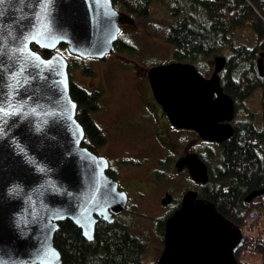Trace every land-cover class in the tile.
<instances>
[{
  "label": "water",
  "instance_id": "water-1",
  "mask_svg": "<svg viewBox=\"0 0 264 264\" xmlns=\"http://www.w3.org/2000/svg\"><path fill=\"white\" fill-rule=\"evenodd\" d=\"M124 14L112 0H2L0 2V264H63L55 245L61 223L71 221L93 242L101 220L112 224L128 195L107 172L109 161L84 146L71 94L67 46L82 59L106 60L116 52ZM33 45L53 55L46 58ZM228 58H215L210 78L192 63L149 70L155 99L171 124L204 141L234 137V99L222 73ZM264 76V53L259 60ZM209 184V166L198 154L182 157L179 172ZM189 191L166 223L167 247L157 264H239L243 228L210 201ZM264 190L245 199L251 206ZM172 202L168 195L163 204Z\"/></svg>",
  "mask_w": 264,
  "mask_h": 264
},
{
  "label": "trees",
  "instance_id": "trees-1",
  "mask_svg": "<svg viewBox=\"0 0 264 264\" xmlns=\"http://www.w3.org/2000/svg\"><path fill=\"white\" fill-rule=\"evenodd\" d=\"M115 8L135 19L153 15L154 0H112ZM168 22H150V29L167 44L174 45L175 62L200 63L221 52L230 54L222 74L225 92L237 103L238 111L252 112L255 98L260 100L259 115L264 119V76L259 60L264 53V0H175ZM67 48V46H62ZM46 58L53 55L33 45ZM130 47L120 45L126 52ZM218 57V56H217ZM71 94L78 103V121L84 127V146L92 151V140L105 144L107 138L92 120L98 93H90L71 84ZM211 180L199 197L214 203L218 211L236 227L245 228L250 214L257 210L264 219V197L251 206L245 199L264 190V130L255 129L252 120L241 123L236 135L223 145L221 165L211 170ZM167 218L159 221L162 235ZM55 245L63 264H145L148 244L117 221H100L96 238L87 241L71 221L61 223ZM239 264H264V239L248 237L239 251Z\"/></svg>",
  "mask_w": 264,
  "mask_h": 264
},
{
  "label": "rangeland",
  "instance_id": "rangeland-1",
  "mask_svg": "<svg viewBox=\"0 0 264 264\" xmlns=\"http://www.w3.org/2000/svg\"><path fill=\"white\" fill-rule=\"evenodd\" d=\"M175 4V0H154L152 18L132 21L128 19L127 22L130 25L123 27L122 37L130 48L126 52L114 53L107 60H85L72 55L65 47L57 50L68 62L71 61L73 82L90 93L92 90L97 92L102 97L100 100L103 110L101 123L107 126L103 124H101L102 127L100 124L99 126L103 129L108 141L113 140V146L106 152V155L113 160V167L120 173L121 181L124 184L140 183L145 189V196L140 198L137 214L135 215L134 212L124 216L126 221L132 225L133 232L148 244L149 250L145 264H156L163 249L159 221L166 218L173 207L170 205L166 208L162 204L166 191L171 192L175 199H180L186 191L197 190L195 182H191L186 175L175 173L173 170L168 160L169 153H164L159 147L154 126L151 124L155 122L154 117H150L151 122L147 120L149 114L147 108L136 112L135 120L138 119L139 125L147 130L148 138L142 129L131 128V131H128L125 126L126 122L134 119V114L131 113L141 105L139 104L141 97L139 91L143 92L146 98L151 95L150 87H147L146 83L149 70L155 66L175 62L176 47L167 44L154 35L150 29L152 21L167 23ZM217 56L229 58L230 54L221 52L213 59L201 62L202 71L199 72L203 76L211 77L215 70ZM260 108V100L255 98L252 112L240 110L241 119L245 118V113H253L257 120H260ZM162 120L164 119H161L162 131H166L170 125L168 126ZM130 125L128 123V126ZM106 127H109V132ZM153 136L154 139L151 140L150 137L153 138ZM174 136L177 138L178 133ZM185 138L186 142L190 143V139ZM133 157L150 160L145 166L135 169L134 164H137V160ZM120 158H125L126 162L117 165L115 161ZM212 167L216 169L218 164L213 163ZM262 224L264 225V219Z\"/></svg>",
  "mask_w": 264,
  "mask_h": 264
},
{
  "label": "flooded vegetation",
  "instance_id": "flooded-vegetation-1",
  "mask_svg": "<svg viewBox=\"0 0 264 264\" xmlns=\"http://www.w3.org/2000/svg\"><path fill=\"white\" fill-rule=\"evenodd\" d=\"M120 12L122 14H124V17H125L124 22L125 23L123 22L121 24L122 33L120 35L119 42L116 44V52H115V54L120 52L118 50V47L120 45H122V46H124L126 48L129 47V44L122 37V35H123V27L126 26V25H130V23L127 22L128 19L131 20V21L132 20H136L133 16H130L129 14H127V13H125L123 11H120ZM108 58H109V56L107 57V59ZM98 61H103V60H98ZM71 70H72V64H71V61H69V72H70V75H71ZM206 78H209V77H206ZM71 81H72V83H75V82H73V78L72 77H71ZM146 83H147V87L148 86L150 87L151 95L147 96L148 98H146V95H144L143 92L139 91V93L141 94V97L139 98L140 99V103L139 104H141V105L138 106L137 109L134 112L131 113V114H134V119H132V121L126 122V124H125L126 129L128 131H131V128L142 129L144 135L147 137L148 136V135H146V134H148L147 130H145L143 127H141V125H139L138 119L135 120L136 112H141L142 109H146L147 108V113H149L147 115V120L149 122H151L152 119H150V117H154L155 122L153 120L154 124L153 123H151V124H152V126H154V132H155L159 147L162 149V151L164 153H169L168 155H169L170 158H168V160L170 161L171 165L173 166V170H175V173L184 174V175H186V177L188 179H190L191 182H194L192 180L191 176H190L189 170L186 168L184 171L179 172L176 169V164L184 156H187L189 154H198L200 156V158L209 166V171H210V174H211L212 164L213 163H217L218 167L221 165L222 149H223V145L227 141L225 143H223V144L213 143V142H209V141H204L202 138H200L199 134L196 131H194V130H181V129L175 128L171 124L168 116L165 114V112L163 111L162 107L160 106V104L157 102V100L154 97V94H153V91H152V88H151V84H150V81H149V73H148V80L146 81ZM92 93H97V92H94L92 90ZM101 98L102 97L99 96L98 102H97V107L94 110H92V112H91L92 120H94V122L96 124H98V126H99V124L100 125L103 124V125L107 126V124H104L103 122L101 123V116H102V113H103V110L101 109V106H100ZM236 104L237 103L235 102V105ZM247 117H248V119H247ZM260 118H261L260 120H257V118L255 117V115L253 113H245V118L242 120L241 119V113H240V111H238V107L236 105V117H235V120L232 122V125H233V127L235 129L234 136L236 135L237 128L240 127V124L248 122L250 120H252L253 123L255 124V129L259 128L261 130H264V119H263L262 116ZM161 119H164L162 121L166 122L168 124V126L170 125L168 127V130L162 131L163 128H161V125H162ZM128 123H130L131 125L128 126ZM101 127H102V125H101ZM106 129L109 132V130H108L109 127L108 128L106 127ZM101 130L103 131V129H101ZM177 133H178V137L176 138L174 135L177 134ZM128 136L132 137V135H128ZM185 137L190 139V141H189L190 143L186 142V138ZM150 138L152 140V139H154V136H153V138L152 137H150ZM126 140H128V139H126ZM230 140H228V141H230ZM112 146H113V140L111 142H109L108 138H107V141H106L105 144L97 143L94 140H92V152L94 154L98 155L99 157L106 158L109 161L110 168L108 169L107 174L111 178H113L115 181L118 182L120 191L127 193L128 198H129L128 205L125 208L124 212L119 214V215H115L114 216L115 221L113 223L119 221L122 224V226H125L126 228L130 229L133 232L132 225L129 222L126 221L124 216L129 214V213H134V212H135V215L137 214V209L139 207L140 198L142 196H145V192H144L145 189L142 186V184H140V183L131 182V183L124 184L121 181L120 173L113 167V164H112L113 160L106 155V152ZM127 157H132V156H127ZM125 158L117 159V161H115V162L117 163V165H121L122 163L126 162ZM133 158L137 160V162H136L137 164H134L135 165V169L139 168V167H142V166H145L148 163V161L150 160L149 158H139V159L135 158V157H133ZM164 160H167V159H164ZM196 188H197V190H188V191H186L184 193V195L180 199H175L171 192L166 191L165 196L167 197L168 195H170L172 197V202L169 203L168 205H164L163 201H164V199H166V197H165L162 200V204L166 208H168L170 205L173 206L170 209V212H169L168 216L166 217L167 220L182 207L183 199H184V196L186 195L187 192H189V191H197L200 194V191L202 190L203 186L196 184ZM198 198H200V197H198ZM101 221H103V220H101ZM166 223H167V221H166ZM161 234H162V232H161ZM167 245H168V243H167V235H166V229H165V233L162 235V248L163 249L161 251V255L159 256L158 260L162 256V254H163L164 250L166 249ZM158 260H157V262H158ZM157 262H156V264H157Z\"/></svg>",
  "mask_w": 264,
  "mask_h": 264
},
{
  "label": "built area",
  "instance_id": "built-area-1",
  "mask_svg": "<svg viewBox=\"0 0 264 264\" xmlns=\"http://www.w3.org/2000/svg\"><path fill=\"white\" fill-rule=\"evenodd\" d=\"M262 217L257 210H254L249 218L247 226L243 229V233L246 237H256L264 239V225L262 224Z\"/></svg>",
  "mask_w": 264,
  "mask_h": 264
},
{
  "label": "snow or ice",
  "instance_id": "snow-or-ice-1",
  "mask_svg": "<svg viewBox=\"0 0 264 264\" xmlns=\"http://www.w3.org/2000/svg\"><path fill=\"white\" fill-rule=\"evenodd\" d=\"M0 2H2V0H0ZM0 111H2V109H0Z\"/></svg>",
  "mask_w": 264,
  "mask_h": 264
}]
</instances>
